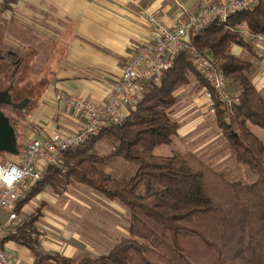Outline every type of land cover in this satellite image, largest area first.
<instances>
[{
	"label": "trees",
	"instance_id": "obj_1",
	"mask_svg": "<svg viewBox=\"0 0 264 264\" xmlns=\"http://www.w3.org/2000/svg\"><path fill=\"white\" fill-rule=\"evenodd\" d=\"M244 21L251 30L264 32V2L233 14L228 25ZM233 43L249 45L218 20L192 37L199 51L220 64L230 93L239 97L232 105L217 102L216 121L235 161L248 166L256 178L248 183L230 180L193 151L155 154L177 134L179 123L170 112L176 90L193 75L203 78L182 51L159 83H144L143 97L123 123L62 152L64 172L49 166L44 179L17 204L20 211L46 186L59 191L79 182L128 208V236L119 237L105 254L72 258L51 253L32 236L40 216L36 212L9 235L30 247L34 264H264V142L247 124L264 128V97L248 77L252 63L229 51ZM207 86L203 78L199 87ZM104 137L113 139V155L137 166L129 179L102 167L103 156L94 145Z\"/></svg>",
	"mask_w": 264,
	"mask_h": 264
},
{
	"label": "crops",
	"instance_id": "obj_2",
	"mask_svg": "<svg viewBox=\"0 0 264 264\" xmlns=\"http://www.w3.org/2000/svg\"><path fill=\"white\" fill-rule=\"evenodd\" d=\"M200 1H16L23 17H28V20L24 19L22 22L31 21L33 30L36 31L34 46L39 54L35 61L39 63V68L44 64L41 52L48 43L49 65L47 76H37L40 88L36 92L37 96L31 97V101L27 103L30 105L29 109L26 107L24 117H21L24 125L15 129L20 151L13 155L2 152L10 156L5 160L21 161L22 151L33 138L45 137L56 130L73 132L82 127L83 120L73 112L72 107L58 101L56 93L64 90L79 94L87 100L103 103L109 89L120 79L126 54L134 45L151 39V26L145 13L156 8L163 9L164 21L171 25L175 19H184L197 10ZM178 2L183 3L188 11L183 13ZM247 44L250 46L233 43L231 53L252 63L248 77L264 97V67L256 62L255 46ZM193 79L175 92L177 102L173 106L175 112L172 116L178 121L179 127L171 143L192 144L186 151H193L201 156V147L213 149L214 152L220 151L217 145L221 143L223 134L216 119L207 114L203 97L205 88L194 86ZM250 123L253 124L247 122L248 127L264 142V131H255ZM201 135L205 138L202 143L197 142ZM121 207L120 202L109 200L79 182L68 184L59 191L46 186L18 211L21 223L17 225L39 212L40 216L34 227L35 232L41 233V237L37 239L42 250L72 258L100 255L107 253L119 237L129 234V221L127 228H121ZM112 210L116 211V215L108 212ZM0 216L5 224L4 235L0 238L3 247L21 264H34L35 256L30 247L9 236L15 233L17 226L6 225L8 210H2Z\"/></svg>",
	"mask_w": 264,
	"mask_h": 264
},
{
	"label": "built area",
	"instance_id": "obj_3",
	"mask_svg": "<svg viewBox=\"0 0 264 264\" xmlns=\"http://www.w3.org/2000/svg\"><path fill=\"white\" fill-rule=\"evenodd\" d=\"M264 0H201L199 8L186 18L175 19L168 25L164 21L163 9L145 13L151 26V39L137 44L126 54L121 76L109 89L103 103L87 100L81 95L61 90L56 99L68 104L73 112L83 120L80 129L73 132L56 130L45 137L33 138L22 151L21 161L13 162L0 159V214L8 210L6 225L21 223L17 211L18 201L25 198L31 187L45 177L49 166L64 172L60 155L62 152L83 145L90 137L112 125L123 123L131 108L145 93V82L159 83L163 75L174 65L178 53L185 51L197 69L203 74L208 86L203 89L207 114L216 119L217 102L228 105L238 102L237 94L230 93L227 77L212 56L199 51L192 44L195 33L207 28L214 20L225 24L236 32L246 43L255 46L256 62L264 67V32L251 30L247 23L228 25L231 16L247 11ZM181 11L188 8L178 2ZM4 177H9L11 183ZM5 224L0 216V238L4 235ZM34 238L41 233L33 232ZM0 264H21L0 242Z\"/></svg>",
	"mask_w": 264,
	"mask_h": 264
},
{
	"label": "rangeland",
	"instance_id": "obj_4",
	"mask_svg": "<svg viewBox=\"0 0 264 264\" xmlns=\"http://www.w3.org/2000/svg\"><path fill=\"white\" fill-rule=\"evenodd\" d=\"M16 1L18 0H0V50H2L4 54H6L8 51H15L17 54L16 58H6L0 61V90L11 87V92H13L12 95L15 96L14 99L16 101H20L24 97L33 98L37 96L36 92H38L40 88L39 79L37 76L38 74H44L46 76L48 75L49 64L47 57L49 55V52L47 46L48 43H46L47 45L44 47L43 52H41L43 54L42 56L45 62L44 64L42 63L39 68V63L35 61V57L39 54V50L34 46V44H36V40H34V33L36 31L33 30L31 21H25V23L22 22L24 21V19L28 20V17H23L21 9H18L17 6L18 2ZM30 17L32 18L31 15ZM232 46L233 44H231L229 47L230 52ZM193 76L194 77L192 78H194L193 80H195L194 86L200 85V83H202V79L204 78L203 74L202 79L195 75ZM30 101L31 99L29 100V102ZM29 106L30 105H26L27 108H25L29 109ZM1 108L5 110L4 113L9 116L11 123L15 127V129L16 127L21 128L23 124V120L21 119V117H24L23 114L25 108L15 109L9 105L1 106L0 109ZM170 112L172 115V113L175 112V107L171 108ZM251 126L255 131H264L263 127L261 128L258 125L251 124ZM204 139L205 138H203L201 135L197 139V142L202 143ZM112 140L113 139L106 137L98 140L94 145V150L103 156L104 161L102 167L107 172H110L115 177L121 179H129L136 172L137 166L127 161V159H124L122 156L113 155L112 152L114 146ZM224 142L227 143V140L223 136L221 143H218L217 145V148H219L220 151L216 150V152L212 151L213 149L210 150L208 148L201 147L200 153H202V155L200 157H202V159H204L216 170L223 172L224 175L230 180H241L246 183L254 180L256 178V175L248 168V166L242 165L235 161L234 157L228 149V143L227 147ZM191 147L192 144L185 145L183 143L179 144L177 142L171 143L170 145L162 144L155 149V154L162 156L173 155L175 153L184 152L186 151V149ZM6 157L10 158V156L6 153H0L1 160L7 159ZM121 206L123 207H121L120 211L123 215H121L120 217V224L122 226V230H124L128 226L127 224L130 219L131 213L123 204H121ZM108 212H112L111 214L113 215L116 213V211L114 210Z\"/></svg>",
	"mask_w": 264,
	"mask_h": 264
},
{
	"label": "water",
	"instance_id": "obj_5",
	"mask_svg": "<svg viewBox=\"0 0 264 264\" xmlns=\"http://www.w3.org/2000/svg\"><path fill=\"white\" fill-rule=\"evenodd\" d=\"M0 93L2 96L5 95L4 99L0 100V105L3 103L12 104V98L9 93ZM18 151L20 150L17 144V134L15 128L13 127L10 118L3 112V110L0 109V153L6 152L16 154Z\"/></svg>",
	"mask_w": 264,
	"mask_h": 264
},
{
	"label": "flooded vegetation",
	"instance_id": "obj_6",
	"mask_svg": "<svg viewBox=\"0 0 264 264\" xmlns=\"http://www.w3.org/2000/svg\"><path fill=\"white\" fill-rule=\"evenodd\" d=\"M11 55V56H10ZM16 52L15 51H8L6 54H4L3 52H2V50H0V61H2V60H4V59H6V58H16ZM0 92H5V93H9V95L11 96V98H12V104H9V103H3V104H1L0 105V107L1 106H4V105H9V106H11V107H13V108H15V109H24L25 107H26V105H27V103L29 102V100H30V97H24L23 99H21L20 101H16L14 98H15V96H13L12 95V93L13 92H11V87H7L6 89H2V90H0ZM1 94V93H0ZM8 96V95H7ZM4 97H5V95L4 96H2V94L0 95V100H2V99H4ZM6 98H8V97H6ZM1 110H3L2 108H1ZM5 110H3V112H4ZM9 117V116H8Z\"/></svg>",
	"mask_w": 264,
	"mask_h": 264
},
{
	"label": "snow or ice",
	"instance_id": "obj_7",
	"mask_svg": "<svg viewBox=\"0 0 264 264\" xmlns=\"http://www.w3.org/2000/svg\"><path fill=\"white\" fill-rule=\"evenodd\" d=\"M4 179L8 180V182L11 183V180L9 177H4Z\"/></svg>",
	"mask_w": 264,
	"mask_h": 264
}]
</instances>
